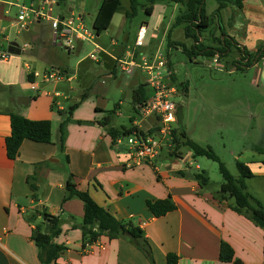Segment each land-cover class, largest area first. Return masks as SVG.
I'll return each mask as SVG.
<instances>
[{"label":"crops","instance_id":"1","mask_svg":"<svg viewBox=\"0 0 264 264\" xmlns=\"http://www.w3.org/2000/svg\"><path fill=\"white\" fill-rule=\"evenodd\" d=\"M34 1L23 0L33 5ZM38 1L37 7L41 3V0ZM51 1L50 13L54 6L59 5L58 1ZM252 1L255 5L251 8H257L264 15V0ZM14 3V0H0V46L6 43L7 50L14 48L28 57L15 58L12 62H8V58L0 59L6 64L0 65V91L6 95L0 100V264H42L30 236L34 226L42 224L45 219L38 216L30 222L27 215L43 208L48 218H60L61 232L54 242L66 248L50 264H151L127 234L115 239L101 236L90 251H84L81 230L75 227L83 218V204L78 199L62 202L66 172L74 175L79 189L88 191L92 199L115 218L131 219L143 230L151 246L153 264H166L168 253L177 255V264H232L219 259L221 242L231 247L234 258L241 264H264L263 229L225 203H219L213 198L212 192L200 188L189 175H178L176 172L179 170L188 173V167L166 160V154L161 153L152 164L130 166L126 148L116 144L100 124L103 118L109 117V127L122 130L134 128L139 122L128 116L131 127H115L111 116H120L123 104L121 98L114 104L112 111L106 108L108 97L114 94L116 88L122 87L118 91L123 95L129 89L131 103L133 89L141 83L145 84V76L140 69H135L132 74L124 73V77L118 67V60L125 58L129 51L125 42L116 39L118 33L107 44L98 40L107 29L95 37L93 43L97 46V60L90 59L95 65L84 62L89 59L86 56L90 50L84 54V44H78L69 55L83 56L71 68L61 61L52 60L45 49L39 46L43 39L45 45L59 46L54 42L50 23L46 19L35 20L24 29L28 38V42L22 45L26 46L24 51L8 43L10 29L16 28L13 20L18 8ZM245 3L246 0H243L242 14ZM173 5L172 9L175 10L177 4ZM165 8V5H153L149 17L157 16V23L154 27L148 25L145 40L151 39L162 27ZM80 16L84 19L83 15ZM171 18L174 16L171 15ZM245 20L250 22L249 18L245 17ZM42 23L48 38L43 34ZM234 24L235 20L230 28ZM170 25L163 28V37ZM134 51L137 59L150 57L155 52L143 46ZM169 64L173 69V82L177 86L181 82L177 79L171 60ZM49 68L57 70L62 78L58 81H43L33 75L34 71ZM118 71L122 74L120 78ZM28 75H31V79H27ZM79 89L86 97L74 108L66 126V164L64 155L55 146L60 122L56 109H66L78 102V96L82 94H78ZM9 112L18 113L29 120H48L51 142L24 140L18 156L14 160L8 159L5 138L10 134ZM151 121L148 119V123L145 122L147 126L151 125ZM139 123L145 126L144 122ZM188 155L187 160H190L191 153L188 152ZM185 157L176 159L184 161ZM39 162H49V165L36 171L38 199L35 201L31 197L27 178L34 175V164ZM255 192L250 193L259 197ZM167 196L175 209L161 217H154L146 208V200Z\"/></svg>","mask_w":264,"mask_h":264},{"label":"rangeland","instance_id":"2","mask_svg":"<svg viewBox=\"0 0 264 264\" xmlns=\"http://www.w3.org/2000/svg\"><path fill=\"white\" fill-rule=\"evenodd\" d=\"M55 1H58L59 5L53 7L50 13L53 17L83 15L86 27L91 28L94 14L102 0ZM38 3L39 1L35 0L34 7H37ZM139 3L136 14L131 18H124L129 3L128 0H121V6L114 14L110 27L106 32L103 31L104 33L98 40L107 44L117 32L116 39L119 42H125L128 49L132 50L138 27L141 24L147 25L146 28L148 25L154 27L157 23L155 19L157 16L149 17L144 13V8L141 6L144 0H139ZM155 5H165V18L162 27L157 30L158 32L151 39L144 40L143 47L153 51L159 48L163 54H167L169 63L171 60L175 67L177 79L187 87V92L184 93V89L178 84V94L173 97L177 104V115L180 116L179 123L176 120L174 124L176 135L179 137L178 131L182 127L190 140L201 147L209 146L235 179L240 178L237 162L246 165L252 176L245 179L244 183L249 192L256 191L260 195L258 197L256 194L259 200L264 201V174H262L264 154L254 149L255 147H264V59L257 64L242 68L237 64L240 55L234 44L231 45V51L224 57L217 53L214 56L198 55L189 59L180 48H168V33L170 40L184 42L187 47L192 44V40L186 39L184 36V24L174 26L180 6L177 5V8L173 10L174 5L169 0L157 1ZM252 5H255L252 0H246L243 14L237 11L234 6H228L222 11L223 23L222 25L220 23L223 31L231 36L238 46L246 47L251 52L257 44L264 40V15L257 8H251ZM216 7L217 3L214 0H205V12L208 16L213 13ZM232 13H234L235 24L233 28H230L232 23L228 24V21ZM171 15L174 18H171ZM245 17L250 19L249 23ZM167 23H171V25L163 37L162 31L165 25H168ZM211 23L209 29L202 34L203 43L217 46L216 38H219L220 35L218 20L214 18ZM41 28L44 31L43 34L48 38L43 23ZM15 29H10L8 43L21 49L22 45L28 42V38L24 29L19 30L18 33ZM83 44L85 50L82 53L86 54L89 50L96 51L90 43ZM39 46L45 49L48 57L52 60L61 61L71 68L83 56V54L69 55V52L60 46L45 45L44 39ZM7 47L8 44L3 43L0 46V54L7 53L8 62H12L15 58L27 59L26 53L10 54ZM214 57H217L218 62H213ZM84 62L94 64L90 59H86ZM0 65L6 64L0 60ZM121 76V72L118 71V77ZM124 77H126L125 74ZM120 89L123 88H116L114 94L108 97L109 102L106 108L112 111L114 104L121 98L123 104L120 116L111 113L113 124L118 128L121 125L131 127V120L128 116L133 117L135 121H139L140 117L131 106L130 90L125 91L123 95L119 93ZM81 93L82 91L79 89L78 94ZM2 98H6V95L0 91V100ZM147 123L144 122L145 126L148 125ZM173 150L181 158L186 155L184 161L176 159V156L170 154V150L162 152L167 155L165 156L166 160L175 161L181 167L186 165L189 175L204 171L208 178V184L203 189L212 193L219 190L224 180L217 161L205 156L187 160V157L190 156L188 152L191 153V150L185 145H179L178 149Z\"/></svg>","mask_w":264,"mask_h":264},{"label":"trees","instance_id":"3","mask_svg":"<svg viewBox=\"0 0 264 264\" xmlns=\"http://www.w3.org/2000/svg\"><path fill=\"white\" fill-rule=\"evenodd\" d=\"M157 1L161 0H144V3L141 6L144 8V13L146 15L149 16L151 14L152 7ZM169 1L180 6L179 13L175 17L174 26L184 24V36L186 39L192 40V44L187 47L184 42L172 41L170 40V34L168 33V47H174L175 49L180 48L189 59H192L198 55L214 56L217 53L224 57L231 51V45L234 44L240 55L237 60V64H239L242 68L257 64L264 59V41L258 45L254 52H251L243 46H238L235 40L231 36L227 35L221 27L223 23L222 11L228 6H234L237 11H241L243 7V0H214L217 3V7L210 16H208L205 12V0ZM128 3L129 7L124 14L125 18L133 17L140 5L139 0H128ZM120 6L121 0L101 1L91 27L96 37L108 29L114 14ZM214 18L218 20V29L220 30L219 38H216V41L218 42L217 46L204 44L202 37V34L211 26V22ZM233 20L234 13L231 14L228 24L233 23ZM27 79H31V75H28ZM180 86L184 89V93L187 92V87L184 83H181ZM148 96L149 89L146 84L141 83L133 89L131 93V103L134 111V105L145 101ZM85 97L86 94L82 93L78 102H74L66 109H56V112L61 119L58 125L55 146L57 147L58 152L64 155L66 164L68 163V157L64 154L66 126L70 120L72 111ZM8 115L10 134L5 138V151L8 159L14 160L18 156L19 148L24 140H30L37 143L51 142V128L48 120H29L15 112H9ZM108 120L109 117H105L100 121V124L106 128L113 141L118 135L129 134L133 130V128L122 130L113 129L109 127ZM179 121L180 116L177 115V122L179 123ZM172 133L175 136L176 145L170 150V154L181 158L173 149H178L179 145H185L191 150V158L205 156L209 159L217 161L219 163V171L224 182L220 185L218 191L212 193L213 198L219 203H225L230 209L243 215L253 224L264 230V201L259 200L252 193H250L244 183L245 179L252 176L250 169L246 165L237 162V167L240 171V178L235 179L226 169L224 164L219 161L218 157L209 146L201 147L194 141L190 140L182 127H180L178 131L179 137L176 135L175 129H173ZM254 149L257 152L264 154V147H255ZM48 165L49 162L35 163L34 175L27 178V184L32 193L31 197L35 201L38 199V179L36 171L39 168L46 167ZM176 173L184 177L189 175L185 170H179ZM189 176L192 177V179L195 180L202 189L206 188L208 178L205 176L204 171L195 172ZM71 199H78L83 204V218L80 223L75 225V227L81 230L83 248L86 244H91L97 241L101 236H107L109 239H115L127 234L130 241L133 242L134 245L149 259L151 264H153L151 246L145 237L143 230L131 219L119 220L115 218L107 209L98 205L89 195L88 191L79 189L75 182L74 175L70 172H66L62 202ZM145 204L147 210L154 217H161L175 209V206L169 196L163 199L146 200ZM38 216L45 219V222L34 226L30 238L38 249L39 261L42 264H50L56 260L59 253L66 249L62 244L54 242V238L61 232V228L59 226L60 218L58 216L48 218L45 209L43 208L41 211H34L28 214L27 220L33 222ZM219 259L224 262H231L232 264H241L239 260L234 258L233 250L225 242H221L220 244ZM177 262V255L173 253H168L166 255V264H177Z\"/></svg>","mask_w":264,"mask_h":264},{"label":"built area","instance_id":"4","mask_svg":"<svg viewBox=\"0 0 264 264\" xmlns=\"http://www.w3.org/2000/svg\"><path fill=\"white\" fill-rule=\"evenodd\" d=\"M18 8L13 25L18 29H26L33 21L46 19L50 23L54 42L67 52H72L78 44L93 43L95 34L92 28L86 27L83 18L77 16L53 17L51 11V0H41L38 7L23 0H14ZM47 7L48 10H45ZM146 25L141 24L138 28L134 41V48L129 50L125 58L118 60V67L125 74H132L135 69H140L145 76V84L149 89V96L145 101L134 105L135 113L140 117L139 122H147L152 119L150 126H143L139 122L129 134L118 135L114 142L123 145L129 156L131 164H152L163 151L171 150L175 145V136L172 131L176 122L177 104L173 97L178 94V88L172 80L173 69L165 54L159 48L150 57L135 56V49L144 45ZM96 46V45H94ZM26 46L21 48L24 51ZM97 49V46L95 47ZM87 58L97 60L95 50L87 53ZM7 53L0 54V59L5 60ZM213 62H218L214 57ZM33 75L40 77L43 81H58L61 74L52 68L43 71H34ZM98 241L86 244L84 251H90ZM103 247L102 245H98Z\"/></svg>","mask_w":264,"mask_h":264},{"label":"water","instance_id":"5","mask_svg":"<svg viewBox=\"0 0 264 264\" xmlns=\"http://www.w3.org/2000/svg\"><path fill=\"white\" fill-rule=\"evenodd\" d=\"M54 37H55V36L53 35V38H54ZM8 52L11 53V54H19V53H20L19 50L14 49V48H8Z\"/></svg>","mask_w":264,"mask_h":264}]
</instances>
